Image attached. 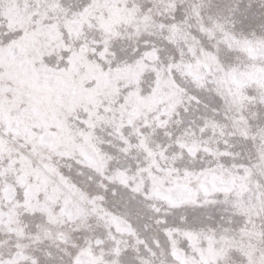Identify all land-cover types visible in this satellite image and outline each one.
I'll return each instance as SVG.
<instances>
[{
	"label": "snow or ice",
	"instance_id": "1",
	"mask_svg": "<svg viewBox=\"0 0 264 264\" xmlns=\"http://www.w3.org/2000/svg\"><path fill=\"white\" fill-rule=\"evenodd\" d=\"M0 264H264V0H0Z\"/></svg>",
	"mask_w": 264,
	"mask_h": 264
}]
</instances>
